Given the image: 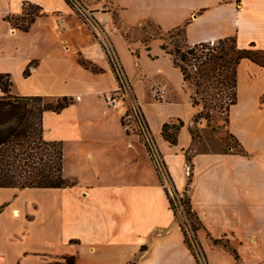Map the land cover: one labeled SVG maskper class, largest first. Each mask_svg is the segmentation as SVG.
I'll return each mask as SVG.
<instances>
[{"label": "crops", "instance_id": "0c3cea01", "mask_svg": "<svg viewBox=\"0 0 264 264\" xmlns=\"http://www.w3.org/2000/svg\"><path fill=\"white\" fill-rule=\"evenodd\" d=\"M83 1L108 19L105 29L173 188L189 186L206 264H264V65L242 58L236 67L227 127L239 152H194L190 124L198 107L190 82L162 38L130 41L124 33L144 24L163 34L183 27L187 45L231 37L237 48L264 55V0ZM25 5L41 14L25 26L13 23ZM68 11L65 0H0V73L10 75L17 95L71 98L63 109L43 112L42 136L61 144L62 175L73 181L0 187V264H197L144 146L123 125L125 107L104 102L117 81L101 45L87 28L65 23ZM144 83L150 92L165 86L164 98L141 101ZM175 121L182 125L172 144L163 126Z\"/></svg>", "mask_w": 264, "mask_h": 264}, {"label": "trees", "instance_id": "16d2710c", "mask_svg": "<svg viewBox=\"0 0 264 264\" xmlns=\"http://www.w3.org/2000/svg\"><path fill=\"white\" fill-rule=\"evenodd\" d=\"M26 27H24L25 29ZM181 35L184 34V28L177 29ZM232 41L234 48L220 49V54H215V47L212 43H198L194 45H187L185 51L175 49L172 52L166 45L162 48L173 56V63L179 67L184 80L193 83L197 88L202 86L205 82H210L213 73L218 67V62H222L220 66L227 70L224 74L223 81H233L234 91L230 99V106L236 100V67L242 58H249L253 61L264 65V55H260L251 49H239L235 44L234 38H224L217 41L221 44ZM184 42V40H183ZM212 44V46H210ZM201 57L204 59L201 60ZM192 60L199 61V64H192ZM223 60V61H222ZM79 63L88 68L87 64L81 58H78ZM180 61V62H179ZM211 64H208L210 63ZM186 66L194 68L195 71L187 70ZM29 65L24 70V75L30 74ZM230 71V72H229ZM219 75V74H218ZM9 74L0 73V187H67L73 184L63 177L62 166V148L59 142L46 141L42 138V114L45 110L59 111L65 106L69 105L71 98L62 97L57 98L55 102H43L40 96H13L8 94L9 88L12 86ZM195 90H198V89ZM196 92V91H195ZM197 93V92H196ZM192 98V97H191ZM195 105L196 102L192 101ZM229 109V108H228ZM39 120L40 129L34 125L35 119ZM182 125L180 122L178 126L173 125L171 129L169 124L163 126V136L170 141L176 143V132ZM239 152V150L235 151ZM175 192H177L175 190ZM169 198L170 207L173 210L172 200ZM188 208L197 219V226H192L193 242L187 240V234L181 227L187 247L197 259V264H202L198 258L200 255L204 263L205 255L197 239V230L201 225L196 213L193 211L190 197L186 200ZM215 244L227 245L228 241L223 239H215ZM235 258H238L236 251L232 250ZM67 264H73V260L66 261Z\"/></svg>", "mask_w": 264, "mask_h": 264}, {"label": "rangeland", "instance_id": "374dc122", "mask_svg": "<svg viewBox=\"0 0 264 264\" xmlns=\"http://www.w3.org/2000/svg\"><path fill=\"white\" fill-rule=\"evenodd\" d=\"M66 4L68 6L69 11L65 15V19H64L65 23L70 22L71 24H74L75 28L78 30L81 29L90 30L88 26H86L83 23L82 18L72 8V5L70 3L68 4L67 2ZM88 7L94 10L95 15L98 11H100L99 9H94L89 5ZM105 10H101V11L106 12ZM23 14H25L24 17H18V19L13 18L11 21L13 23L16 24L20 23L22 26H25L27 23L31 21V19L34 16L41 14V11L39 10V8L35 6L25 5V10ZM114 21L115 23H117L116 20ZM124 33L127 34L128 40L130 41L146 40L147 41L146 43H148V41L153 37H160L163 39V43L172 52H175V49H180L181 51H185L188 47L183 42V35H181V33L178 30H172L168 33L163 34L162 31L159 30L153 24H144L142 26L129 29ZM213 44L215 45L212 46L211 44L210 46L215 47L216 49V52H214L215 54H220L219 52L220 49H231L232 47L234 48V43L232 41L224 42L221 44L217 42H213ZM202 59L204 58L201 57V60ZM201 60L196 62L192 60V64L195 63L199 64L201 63ZM182 64L185 67L186 64L185 63ZM208 64H211V62ZM218 64L219 65L217 69L213 73L215 77H212L210 82H205L204 84H202V86H199L198 88L193 83L190 82L192 87L191 101H195L196 102L195 105L198 107L197 113L194 116L192 123L190 124V131L193 138L192 151L194 152L239 150V146L236 139L233 138V136L229 133L227 127V121H228L227 112L229 108L228 105L230 104V99L232 98V93L234 91L233 81L232 80H228V82L223 81L224 74L227 73V70L224 69L222 66H220L222 62H218ZM185 68L191 71V73L195 71V69L194 68L191 69L190 66H186ZM164 77L166 80H168L167 79L168 77H166L165 75ZM173 78L174 77L172 76L171 81H174ZM157 80L163 81V78L159 77L157 78ZM153 85L156 84H152L151 86ZM143 86H145L146 88L144 89L143 94L141 88L139 89V95H140L139 98L141 101L146 102L147 100L151 99L150 95H152L153 97V90L156 87H158V85L153 86L151 88V92L149 90V86H150L149 83H144ZM196 88L198 90H195ZM8 94L13 96H20L16 94L13 85L9 88ZM42 98L44 103L56 101L55 98H51V97H42ZM174 123L178 125L177 121H175ZM34 125L37 129H40L39 120L37 118L34 120ZM188 174H190V170H189V166L187 165V176ZM175 190L176 189L174 190L172 189V194L168 193L172 200L173 212L176 221L184 229L185 233L187 234V240L190 243L193 242L192 241L193 230L191 229V227L197 226V219L195 218L193 213H191V210L188 208V204L186 202L187 198L189 197V186H187L185 190H181V191L176 190L177 192H175ZM225 240L228 241L227 243L228 246H230L231 248H235V242L231 243L229 239H225ZM209 255L212 256V252H210ZM198 258L202 264H205L203 258L200 255L198 256Z\"/></svg>", "mask_w": 264, "mask_h": 264}, {"label": "built area", "instance_id": "2783aa9c", "mask_svg": "<svg viewBox=\"0 0 264 264\" xmlns=\"http://www.w3.org/2000/svg\"><path fill=\"white\" fill-rule=\"evenodd\" d=\"M65 2L72 5L75 12L82 18L83 23L94 34L115 75L117 87L103 95L104 102L109 108L118 105L125 107L122 117L123 125L129 132L137 135L158 174L160 184L165 188L166 193L172 194V189L174 190V188L169 178L165 161L160 154L156 141L143 115L140 103L135 96L133 84L127 78L109 34L103 26V23L107 22L108 19L100 20L95 15L94 10L89 8L83 0H65ZM166 92L165 86L156 87L153 90V98L155 100H162Z\"/></svg>", "mask_w": 264, "mask_h": 264}, {"label": "bare ground", "instance_id": "6f19581e", "mask_svg": "<svg viewBox=\"0 0 264 264\" xmlns=\"http://www.w3.org/2000/svg\"><path fill=\"white\" fill-rule=\"evenodd\" d=\"M17 212V211H16ZM16 214V213H15Z\"/></svg>", "mask_w": 264, "mask_h": 264}]
</instances>
